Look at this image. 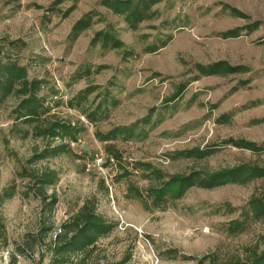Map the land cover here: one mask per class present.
<instances>
[{"label": "rangeland", "instance_id": "rangeland-1", "mask_svg": "<svg viewBox=\"0 0 264 264\" xmlns=\"http://www.w3.org/2000/svg\"><path fill=\"white\" fill-rule=\"evenodd\" d=\"M104 1L0 0V63L14 62L29 82H40L32 119L21 117L27 96L18 85L0 94V195L15 188L11 199H0L7 238H0V264H49L60 226L87 202L115 224L87 264L196 263L184 255L248 259L264 248V222L247 220L233 233L229 226L245 220L264 179L192 187L159 208L134 197V189L147 196L144 164L166 175L264 166V149L224 144L231 137L264 143V0H157L154 17L135 27ZM225 5L248 17L230 15ZM85 17L91 25L75 38L73 28ZM256 21L261 26L252 33L220 36ZM100 33L118 47L103 46ZM220 61L249 72L197 71L198 64ZM64 125L70 129L59 137L45 132ZM211 145L219 149L206 159L176 156ZM57 146L64 149L40 157ZM46 168L57 176L48 189L56 198L52 208L25 176ZM168 249L179 257L163 258Z\"/></svg>", "mask_w": 264, "mask_h": 264}, {"label": "trees", "instance_id": "trees-1", "mask_svg": "<svg viewBox=\"0 0 264 264\" xmlns=\"http://www.w3.org/2000/svg\"><path fill=\"white\" fill-rule=\"evenodd\" d=\"M157 0H105L104 3L114 10H121L123 17L126 19L129 25L135 27L143 20L152 19L155 14V10L152 7ZM226 11H229L230 15L237 18H247L240 9L225 5ZM88 17V16H86ZM80 20L73 28L72 34L77 38L80 33L91 25V22L87 18ZM261 26V22L256 21L249 23L243 27L233 30H227L221 33L223 38H236L241 35V31L246 30L247 33H252L258 30ZM102 45L107 46L114 44L115 48L118 47L116 41L110 39L108 33L103 35ZM264 40V39H263ZM197 71L203 76H228L235 73H247L249 69L246 66H232L224 61L214 63L208 66L198 64ZM18 85L17 92L27 96L22 103L23 110L21 111V117L37 116L36 110L39 106L36 104L39 100L36 98V90L40 89L39 81L29 82L27 80V71L25 68L15 64L14 62L0 63V94L2 96L9 95L14 91V88ZM34 92V93H33ZM181 92V91H180ZM179 92V93H180ZM32 93V94H30ZM178 93V96L180 95ZM174 100V99H173ZM36 105V106H35ZM24 113V114H23ZM225 121H229V114L222 117ZM30 121V120H27ZM221 121V120H220ZM60 129V130H59ZM70 128L68 126H61L59 128L52 127L45 130L46 134L58 136L63 132L68 133ZM64 137V136H62ZM105 137V136H104ZM72 139L75 137L72 135ZM225 145H232V147L251 150L253 152H260L264 149V143L258 144L246 139L228 138L224 141ZM64 149L63 146L53 147L51 150H45L40 157H45L46 154L57 155ZM219 149L218 145H211L206 148H193L190 150L180 151L176 154L177 157H191L194 159H206L212 154L216 153ZM142 165V164H141ZM146 165L148 173V180L150 186L147 196L138 190L134 189L137 193L134 197L146 202V198L150 199L151 205L154 207H163L180 200L187 191L192 187H201L206 189H212L228 184H240L246 185L258 179H264V166L252 165V164H239L234 167L225 168L217 171H193L187 174H173L166 175L161 170L149 169L151 166ZM138 166V165H137ZM148 167V168H147ZM136 168V167H135ZM144 169V168H143ZM150 170V172H149ZM126 173L131 174L130 172ZM124 172V173H125ZM25 176L31 177L33 185L31 190L35 195L40 197L45 205L52 208L56 203V198L48 195V189L54 185L57 181L55 171L49 168L41 170H31V173ZM132 188V186H130ZM131 193V192H130ZM15 195V188L6 189L5 192L0 195L1 200L11 199ZM248 211L246 212L245 220H234L230 223L229 230L233 232L243 231L246 227L247 220H257L264 222V186L258 188L252 195L248 202ZM115 228V224L109 222L104 216L96 211L95 205L91 202L85 203L81 209L75 213L69 220L64 222L60 226V231L56 234L54 242L51 247L52 257L49 264H87L86 259L92 252L95 251L98 241L108 236ZM0 238L6 241V229L5 224L0 217ZM264 240V237H263ZM161 255L165 259H177L179 252L177 249H168L161 252ZM184 261L196 260L195 264H264V248L261 251H254L248 259H238L231 262L219 263L215 256H205L203 258H194L192 256H182ZM126 260L117 263L108 264H125ZM185 264H188L187 262Z\"/></svg>", "mask_w": 264, "mask_h": 264}]
</instances>
